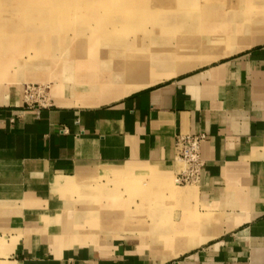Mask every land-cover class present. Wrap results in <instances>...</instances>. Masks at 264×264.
Instances as JSON below:
<instances>
[{"label": "crops", "instance_id": "crops-1", "mask_svg": "<svg viewBox=\"0 0 264 264\" xmlns=\"http://www.w3.org/2000/svg\"><path fill=\"white\" fill-rule=\"evenodd\" d=\"M253 29L231 56L120 99L112 89L92 106L0 107V264H264V32ZM183 137H203V168L173 186L169 231H83L84 181L101 173L126 191L108 173L130 168L177 183Z\"/></svg>", "mask_w": 264, "mask_h": 264}, {"label": "rangeland", "instance_id": "rangeland-1", "mask_svg": "<svg viewBox=\"0 0 264 264\" xmlns=\"http://www.w3.org/2000/svg\"><path fill=\"white\" fill-rule=\"evenodd\" d=\"M252 27L254 38L264 32V0H0V107L97 105L118 84L136 91L231 56ZM118 171L108 174L126 191L101 173L84 181L83 231L105 238L169 231L182 199L175 180L158 181L153 169ZM155 182L163 191L136 190ZM128 215L135 222L124 223ZM156 215L163 223H152Z\"/></svg>", "mask_w": 264, "mask_h": 264}, {"label": "built area", "instance_id": "built-area-1", "mask_svg": "<svg viewBox=\"0 0 264 264\" xmlns=\"http://www.w3.org/2000/svg\"><path fill=\"white\" fill-rule=\"evenodd\" d=\"M203 137H183L176 143V156L185 165L184 171L179 175L177 184L188 186L195 183L200 176L203 164L199 155V144Z\"/></svg>", "mask_w": 264, "mask_h": 264}, {"label": "bare ground", "instance_id": "bare-ground-1", "mask_svg": "<svg viewBox=\"0 0 264 264\" xmlns=\"http://www.w3.org/2000/svg\"><path fill=\"white\" fill-rule=\"evenodd\" d=\"M41 4V3H40ZM37 5L38 6H40L38 3H37ZM33 7V6H32ZM29 8V7H28ZM171 72H173V71H171ZM134 77H135V75H130V74H128V75H126V80H129V82L132 80V79H134ZM146 81V80H145ZM133 82V81H132ZM150 82V81H149ZM151 83V82H150ZM111 85V84H110ZM104 87H105V85H103ZM103 87V88H104ZM145 88H148V87H145ZM145 88H140V89H138V90H142V89H145ZM118 89H120L121 90V88H116V90H118ZM129 89V88H128ZM122 90H123V88H122ZM138 90H136V91H138ZM132 92H134L133 90H123L122 91V97L121 98H123L124 96H126V95H128V94H130V93H132ZM99 94V93H98ZM3 98V97H2ZM2 98H0V104H3L4 102L2 101ZM119 98V97H118ZM62 101V100H61Z\"/></svg>", "mask_w": 264, "mask_h": 264}]
</instances>
